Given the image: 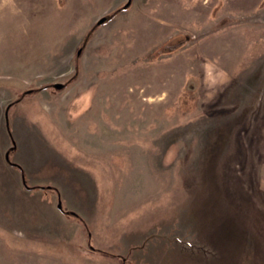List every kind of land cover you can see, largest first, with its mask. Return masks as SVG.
Returning <instances> with one entry per match:
<instances>
[{
	"label": "rangeland",
	"instance_id": "obj_1",
	"mask_svg": "<svg viewBox=\"0 0 264 264\" xmlns=\"http://www.w3.org/2000/svg\"><path fill=\"white\" fill-rule=\"evenodd\" d=\"M0 264H264V0H0Z\"/></svg>",
	"mask_w": 264,
	"mask_h": 264
},
{
	"label": "water",
	"instance_id": "obj_2",
	"mask_svg": "<svg viewBox=\"0 0 264 264\" xmlns=\"http://www.w3.org/2000/svg\"><path fill=\"white\" fill-rule=\"evenodd\" d=\"M129 3H130V1H129L126 5H128ZM105 19H106L105 17L101 18V19L99 20V23H102ZM55 87H57V88H62V87H63V83H60V82L55 83Z\"/></svg>",
	"mask_w": 264,
	"mask_h": 264
},
{
	"label": "crops",
	"instance_id": "obj_3",
	"mask_svg": "<svg viewBox=\"0 0 264 264\" xmlns=\"http://www.w3.org/2000/svg\"><path fill=\"white\" fill-rule=\"evenodd\" d=\"M220 250H217V252H219Z\"/></svg>",
	"mask_w": 264,
	"mask_h": 264
},
{
	"label": "trees",
	"instance_id": "obj_4",
	"mask_svg": "<svg viewBox=\"0 0 264 264\" xmlns=\"http://www.w3.org/2000/svg\"><path fill=\"white\" fill-rule=\"evenodd\" d=\"M88 36H89V35H87V38H88ZM87 38H86V39H87Z\"/></svg>",
	"mask_w": 264,
	"mask_h": 264
}]
</instances>
